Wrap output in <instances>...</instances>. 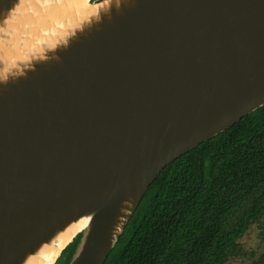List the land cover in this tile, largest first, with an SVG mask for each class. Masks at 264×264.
Listing matches in <instances>:
<instances>
[{
	"label": "water",
	"instance_id": "95a60500",
	"mask_svg": "<svg viewBox=\"0 0 264 264\" xmlns=\"http://www.w3.org/2000/svg\"><path fill=\"white\" fill-rule=\"evenodd\" d=\"M89 3L11 61L48 4L0 0V264L81 221L51 264H105L168 164L264 106V0Z\"/></svg>",
	"mask_w": 264,
	"mask_h": 264
},
{
	"label": "trees",
	"instance_id": "16d2710c",
	"mask_svg": "<svg viewBox=\"0 0 264 264\" xmlns=\"http://www.w3.org/2000/svg\"><path fill=\"white\" fill-rule=\"evenodd\" d=\"M263 217L264 106L168 164L105 264H225Z\"/></svg>",
	"mask_w": 264,
	"mask_h": 264
},
{
	"label": "bare ground",
	"instance_id": "6f19581e",
	"mask_svg": "<svg viewBox=\"0 0 264 264\" xmlns=\"http://www.w3.org/2000/svg\"><path fill=\"white\" fill-rule=\"evenodd\" d=\"M47 3L36 15H32L28 21L25 35L28 37L24 47H16L9 53L11 61L24 58L27 54L44 45L51 36L59 35L74 24L80 23L91 14L96 12V7L90 5L89 0H41ZM85 226L81 221L70 226L64 233L58 236L59 244L45 246L39 255L31 258L29 264H51L53 258L70 239Z\"/></svg>",
	"mask_w": 264,
	"mask_h": 264
},
{
	"label": "rangeland",
	"instance_id": "374dc122",
	"mask_svg": "<svg viewBox=\"0 0 264 264\" xmlns=\"http://www.w3.org/2000/svg\"><path fill=\"white\" fill-rule=\"evenodd\" d=\"M261 240L258 225L252 226L240 240L243 253L231 257L226 264H255L259 255L264 253V242Z\"/></svg>",
	"mask_w": 264,
	"mask_h": 264
},
{
	"label": "flooded vegetation",
	"instance_id": "af4514ba",
	"mask_svg": "<svg viewBox=\"0 0 264 264\" xmlns=\"http://www.w3.org/2000/svg\"><path fill=\"white\" fill-rule=\"evenodd\" d=\"M255 225H258V228H259V231H260V234H261V238H262V240H261V242H264V217H263V219L261 220V222H259V223H254L252 226H255ZM251 226V227H252ZM250 227V228H251ZM250 228L247 230V231H249L250 230ZM246 231V232H247ZM244 236V235H243ZM241 240V239H240ZM243 253V249H242V252L241 253H239L238 255H240V254H242ZM236 256V255H235ZM232 257H234V256H232ZM231 258V257H230ZM229 258V259H230ZM228 262V261H227ZM226 262V263H227ZM225 263V264H226ZM255 264H264V253H261L260 255H259V257H258V259H257V261L255 262Z\"/></svg>",
	"mask_w": 264,
	"mask_h": 264
}]
</instances>
